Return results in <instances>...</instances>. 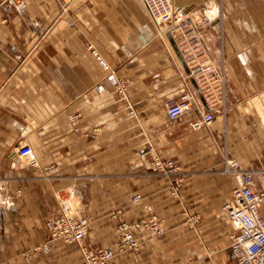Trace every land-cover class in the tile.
<instances>
[{
	"label": "crops",
	"instance_id": "obj_1",
	"mask_svg": "<svg viewBox=\"0 0 264 264\" xmlns=\"http://www.w3.org/2000/svg\"><path fill=\"white\" fill-rule=\"evenodd\" d=\"M173 1L197 11L200 60L226 85L222 102L216 84L212 96L188 80L196 102L175 121L167 102L189 71L142 0H0V264H81V246L46 226L70 194L90 220L86 247L116 251L108 264H236L223 206L241 179L227 159L264 190V0ZM205 111L214 121L194 130ZM157 155L181 164L177 193L175 177L151 170ZM153 216L161 234L143 224ZM120 219L140 223L136 249L119 251Z\"/></svg>",
	"mask_w": 264,
	"mask_h": 264
},
{
	"label": "built area",
	"instance_id": "obj_2",
	"mask_svg": "<svg viewBox=\"0 0 264 264\" xmlns=\"http://www.w3.org/2000/svg\"><path fill=\"white\" fill-rule=\"evenodd\" d=\"M65 4L75 0H61ZM148 9L155 25L162 34L171 32L187 62L189 73L184 77V89L180 98H171L167 102V111L172 121L192 109L196 102V95L190 89L188 80L193 79L199 87L203 84L211 89L212 96H216L214 84L219 89V101L225 99V77L223 71L211 62L200 60L203 49L202 29L196 22L197 11H186L185 8L175 5L173 0H142ZM25 1L20 3L23 9ZM93 56L105 70H110L111 65L104 58L101 52L94 45H89ZM129 85L124 80H119L116 89L118 93L126 96ZM98 92L105 91L103 82L97 84ZM205 96L207 94L205 93ZM215 119L212 111H205L201 117L192 121L194 130L202 129L210 125ZM80 116L70 115V122L76 132L82 130ZM98 128L84 132V135L93 137L97 134ZM151 170L155 173L175 177L178 183L175 185L174 193L179 189L180 178H177L181 170V164L172 158L154 156L151 160ZM227 169L233 175L241 179L240 184L233 189L232 198L223 206V211L232 224L231 250L236 264H264V217L261 207L264 205V190H257L254 187L255 171L244 169L236 159H227ZM176 181V182H177ZM141 194L134 196V201H139ZM161 234V221L157 216L143 223ZM140 223H130L121 220L118 225L120 232L119 249H136L138 242L135 238L134 229ZM52 239H62L78 243L83 250L81 264H108L116 255L112 248H101L95 252L90 251L84 244L85 238L90 229L89 218L81 213L80 207L75 204L74 195L59 197V209L57 213L46 221Z\"/></svg>",
	"mask_w": 264,
	"mask_h": 264
},
{
	"label": "water",
	"instance_id": "obj_3",
	"mask_svg": "<svg viewBox=\"0 0 264 264\" xmlns=\"http://www.w3.org/2000/svg\"><path fill=\"white\" fill-rule=\"evenodd\" d=\"M168 37H169L173 47L175 48L176 52L178 53V55H179V57H180V59L182 61V64L184 65L186 70L189 71V67L187 65V62H186V60H185V58H184V56H183V54H182L177 42H176V40H175V38H174V36H173V34L171 32H168Z\"/></svg>",
	"mask_w": 264,
	"mask_h": 264
},
{
	"label": "rangeland",
	"instance_id": "obj_4",
	"mask_svg": "<svg viewBox=\"0 0 264 264\" xmlns=\"http://www.w3.org/2000/svg\"><path fill=\"white\" fill-rule=\"evenodd\" d=\"M64 3V2H63ZM65 4V3H64ZM127 82V81H126ZM97 90V89H96ZM98 91V90H97ZM70 115H72V114H68V119H69V122H70ZM71 123V122H70ZM72 125V124H71ZM73 126V125H72ZM73 129H74V127H73ZM75 131V130H74ZM121 220H123V221H127V220H124V219H120V221H119V224L121 223ZM148 221V220H147ZM127 222H129V221H127ZM144 222H146V221H143V223ZM130 223H132V222H130ZM134 223V222H133ZM118 224V225H119ZM57 241H61L62 243H74V242H72V241H66V240H62V239H56ZM118 249H119V247H118ZM132 249H134V248H132ZM114 250V249H113ZM125 250H127V249H125ZM125 250H120L119 249V251H125Z\"/></svg>",
	"mask_w": 264,
	"mask_h": 264
}]
</instances>
